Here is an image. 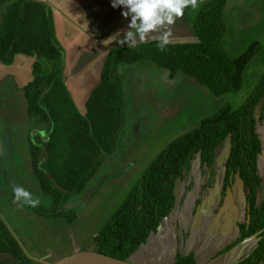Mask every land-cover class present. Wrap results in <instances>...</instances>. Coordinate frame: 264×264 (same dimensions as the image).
I'll return each mask as SVG.
<instances>
[{
  "label": "trees",
  "instance_id": "16d2710c",
  "mask_svg": "<svg viewBox=\"0 0 264 264\" xmlns=\"http://www.w3.org/2000/svg\"><path fill=\"white\" fill-rule=\"evenodd\" d=\"M227 2L208 0L200 6L198 0L196 8H200L193 18L196 42L169 43L164 51L157 47L159 39L135 47H112L83 115L64 80L66 50L57 37L52 7L44 0H0V6L6 7L0 22V63L12 65L21 54L36 58L32 79L22 89L27 114L42 123L40 133L30 136L33 176L51 198L49 205L30 206L37 215L74 223L78 213L64 205L86 189L108 156L116 152L127 115L123 76L119 72L122 64L154 63L168 70L170 78L183 71L218 97L243 87L245 72L263 47L255 40L233 55L223 46ZM196 8L189 6L184 16H191ZM263 100L264 75L241 107L224 103L217 112L200 118L196 127L170 142L93 236L92 251L130 260L171 214L177 181L192 160L200 156L203 162L213 163L217 147L229 138L226 180L229 183L236 173L240 175L249 214V220L239 228L235 245L253 235L259 239L252 256L238 264H263L264 199L260 197L258 162L264 147L255 117ZM260 117L264 120V106ZM11 192L14 195V189ZM0 264H43L28 256L1 216ZM174 264H195V259L193 255L178 254Z\"/></svg>",
  "mask_w": 264,
  "mask_h": 264
},
{
  "label": "rangeland",
  "instance_id": "374dc122",
  "mask_svg": "<svg viewBox=\"0 0 264 264\" xmlns=\"http://www.w3.org/2000/svg\"><path fill=\"white\" fill-rule=\"evenodd\" d=\"M92 2L101 3L100 11L103 17L108 21L113 20L112 24L107 25L108 28L119 23L118 12L122 11L120 8H113L111 0H93ZM260 4H264V0ZM81 8H83L82 5ZM5 11L6 7L3 4L0 6V22ZM263 13L259 6L255 9L256 15L247 16L248 21L244 22L239 18L238 25H236L237 12L229 16L230 40L222 41L227 50L233 55H238L253 40H258L263 47L248 66L243 87L238 92L215 96L208 87L197 86L195 81L198 82V80L180 71L172 83L166 79L167 70L159 65L147 68L145 64H137L134 67L142 66L147 71L135 72L132 77H126L127 85L123 78L124 87L129 91L127 92L129 103L123 128L125 131L122 130L119 136L116 152L108 156L96 175L89 181L86 189L71 197L64 205L65 209H74L78 213V218L71 224L63 219H47L37 215L27 204L15 201L13 193L9 190L10 185L12 189L22 186L26 190H31L32 195L39 198L41 203H43L42 199L46 201L43 204L51 202L50 196L44 193L33 180L30 170V136L40 133L39 128H42V123L39 119L27 114L22 88L32 79V65L36 58L24 54L18 55L11 71L14 75L3 77V85H0L2 141L0 216L28 256L35 260H42L45 264H52L74 251H91L93 236L126 198L152 161L170 142L197 126L200 118L217 112L224 103L229 102L234 108H239L246 102L264 75V15L261 16ZM83 66L85 65L82 63L70 66L73 73L68 78V82H71L74 94L75 87L79 84L76 77H82ZM86 89L88 88L85 87ZM260 109L259 106L257 116L261 115ZM262 130L260 128V131ZM262 143L264 147V138ZM261 160H264L263 156ZM263 170L261 166L264 187ZM5 177L9 179L8 182L5 181ZM260 197L264 198V189ZM53 220L56 222L54 223ZM224 238L217 241L218 246L213 250L223 246ZM162 239L164 238H157L158 241ZM252 243L256 246L257 240H253ZM157 244L153 243L146 255L145 248H142L130 261L135 264H151L161 250Z\"/></svg>",
  "mask_w": 264,
  "mask_h": 264
},
{
  "label": "crops",
  "instance_id": "0c3cea01",
  "mask_svg": "<svg viewBox=\"0 0 264 264\" xmlns=\"http://www.w3.org/2000/svg\"><path fill=\"white\" fill-rule=\"evenodd\" d=\"M44 1H46L47 4L50 5L53 9L57 37L66 50L65 67H64V73H63L65 83L79 111L83 115H85L87 112V108H86L87 100L92 90L100 82L101 72H102L107 54L112 47L121 45L119 41L124 38V34L128 30V24L130 21V17L128 19L123 17L122 12L125 9L121 7L120 9L122 12H118L120 16L119 23H115L114 26L111 25L112 27L108 28L110 23L112 24L113 20L108 21L105 17H103L100 11V8L102 7L101 3H96V2L93 3L92 2L93 0H83V1L82 0H44ZM207 1L208 0H202L200 6ZM261 1L262 0H228L227 7L225 9V14H224L225 21L227 23V33H226L224 40H230L229 33H228V24H229L230 14L237 12L238 17H237L236 25H238L239 18L241 19L242 22L248 21L247 16L256 15L255 9L257 7L261 6L262 11H264V4H260ZM82 2L84 5L82 4ZM81 5L83 8H81ZM200 6L193 10L191 16L189 17L183 16L181 18H177L175 25L165 26V28L159 29L158 31L150 34L149 37H147L144 42L159 39L166 29L171 32V35L169 37L170 43L196 42L198 38L194 32L193 18H194V15L197 14ZM81 9H83V11ZM257 13H259V11ZM263 15L264 13L261 14V16ZM139 43L141 42H138L137 44ZM17 58L18 56L16 57V60ZM15 63L16 62H14L13 65H5V64L0 63V85H3V82H4L3 77L14 75L13 72L11 73V71ZM79 63H82V65H85V66H83L84 68H82L83 73L82 71H80L82 73V77L81 78L79 76L76 77L79 83L77 84L78 87H75V92L77 93L76 95V93L74 94L73 88L71 86V82H68V78L70 77L71 73H73L72 72L73 69L71 70V67H70L71 64H79ZM141 63L145 64L147 68H152L154 65H156L150 62H138L135 64H122L119 67V72L121 73L125 81H126V77L128 76L132 77L135 72H146L147 71V69L146 68L144 69L142 66L137 67V68L134 67V66H137V64H141ZM99 64L101 66H99ZM3 68L4 69L6 68L5 69L6 73L4 72ZM167 72L168 73L166 75L167 77L166 79L173 83L174 78H170L169 76L170 72L168 70ZM180 72H183V71H180ZM178 74L179 72L177 73V75ZM181 78H185V77H181ZM185 79L188 80L187 78ZM195 82L197 86L203 85L197 81ZM125 83H126L125 85H127V81ZM84 86L87 87L88 89L85 90ZM196 91L198 92L197 89ZM127 92L129 91H127V88H125V98H126V104L128 107L129 101L127 100ZM26 112H27V102H26ZM260 128H262L263 130L260 131ZM124 131L125 129L123 130V132ZM259 133L262 135L261 137L264 138V127L263 126L259 127ZM1 142L2 141H1V135H0V148L2 146ZM229 145H230V142L227 141L218 148L219 155H218L217 164L219 167V176L221 179L225 171L226 157L228 154ZM30 160H31V157H30ZM30 170L32 172L31 176L33 180L36 182L33 176V169H32L31 161H30ZM181 184L182 182H179L178 188L181 187L180 186ZM217 188L218 186H216L215 189H210V192L208 193L204 201V204L200 206V208L197 211V214L194 216L195 218L194 222L192 221L193 216L186 214L185 212H183V210H180V208L174 210L175 212L170 217V219L168 217L162 221L161 226L159 227L156 235L151 236V239H150L151 243L141 247V249L145 248L144 253L146 255L149 251V247L150 246L152 247L153 243H156L155 240L157 241V238L158 239L164 238L161 240L162 242L160 241L162 243L161 246L157 244V247L159 245L161 250L158 253L157 257L154 259V261L152 260L151 264H173L174 263L175 251L177 250V247L173 243V241L169 242L168 240H169V237L171 239L175 235L176 229L179 231V229L176 228L174 224V222L175 223L178 222L179 218L181 220V224L183 226H187V228H190V224L193 225L192 229L194 231H196V229L198 230V227H199L200 233L202 232L201 228L204 227L206 229L205 231H207V229L210 226L212 227V219L210 221H206L203 215L207 212L205 208L207 207L210 208L212 204H215L214 197L218 196V192L220 191L221 186L218 189ZM28 191L31 192V190H28ZM178 192H177V195L179 196ZM33 197L36 198L35 196ZM42 201L43 203L46 202L44 199H42ZM46 205H49V204H46ZM210 210L211 208L209 209V211ZM227 216L229 217V214H227ZM54 220H57V219H54ZM54 220L53 222L55 223L56 221ZM201 224H203V226H201ZM226 230H231V228H229L226 221H224V225H222L221 228H218V229L216 228V230H212V233H210L209 231V235H207L208 238L206 240L211 239L212 237L220 239L223 237V233H226ZM195 234L196 233L192 234L193 240H194ZM250 248H252V246L249 247L248 243L246 244L243 243L242 245L236 247L235 249L225 253L224 262L220 261V263L221 264H236L239 260H241L244 257L245 252L249 250ZM138 252H136L135 254H137ZM135 254L133 256H135ZM203 262H205V259L202 261H199V263H203Z\"/></svg>",
  "mask_w": 264,
  "mask_h": 264
},
{
  "label": "flooded vegetation",
  "instance_id": "af4514ba",
  "mask_svg": "<svg viewBox=\"0 0 264 264\" xmlns=\"http://www.w3.org/2000/svg\"><path fill=\"white\" fill-rule=\"evenodd\" d=\"M259 106L261 108L260 112L262 115L264 100L257 106L255 112V117L257 119L258 133H259V127H262L264 125V120H262L260 117L261 115L257 116ZM259 135L260 137L262 136L260 133ZM261 139L263 138L261 137ZM227 141L230 142V139L229 140L226 139L225 141H223L220 144V146H222V144H224ZM218 155H219L218 151L216 150L215 161L211 164H208L207 162H203L200 156H196L192 160L190 168L185 172L183 177L177 181L176 190H175L176 202L174 208L172 209L171 214L168 216L169 219L175 212L174 210L180 208V210H183V212H185L186 214L193 216L192 221L194 222L195 220L194 216L197 214V211L200 208V206L204 204V201L208 193L210 192V189H215L216 186H218V188L221 186V188L220 191L218 192V196L214 197L215 204H212V206L210 207L211 210L209 211L210 208L208 207L205 208L207 212L203 215L204 219L206 221H210L212 219V227L210 226L207 229V231H205L206 229L204 227L201 228L202 231L201 233L199 227L198 230L196 229V231H194L192 229L193 228L192 224H190V228H187V226H183L181 224L180 218L178 219V222L176 223L174 222L176 228H178L179 231L176 229L175 235L171 239L169 237L168 241L169 242L173 241V243L177 247V250L175 251V258L177 257L178 254H181L183 256L193 255L195 259V264H209V263L221 264L220 261L224 262L225 253L235 249L236 247L242 245L243 243L245 244L248 243L249 247L252 246V248H250L245 252L244 257L236 263L238 264L239 262L251 257L252 254L257 249L258 241H259L257 235L248 237V239H246L245 241L235 245L238 239L237 237H239L240 234L239 232L240 226L249 220L247 193L245 190V183L238 173H236L233 177H231L229 183H227L226 165H225V171L223 177L222 179L220 178L219 167L217 164ZM262 156L264 159V151L259 156V162H258V170H259V175L261 177V192L264 189L263 176L261 173V166L264 169V160H260ZM179 182H182V184L180 185L181 187L178 188ZM177 192L179 193V196L177 195ZM227 214H229V217L227 216ZM224 221H226V223L228 224L229 228H231V230H226V233H223L222 238L226 237L224 238L225 243H223V246H221L217 250H213L214 247L218 246V244L216 243L219 240V238L212 237L211 239H208L210 240L208 241L206 240L208 238L207 235H209V231L210 233H212V230H216V228L217 229L221 228V226L224 225ZM201 226H203V224H201ZM156 233H154L153 235H156ZM193 233H196L195 236L193 235L194 240L192 238ZM150 239L147 240V243L145 245L151 243ZM255 239L257 240L256 246H254V243H252L253 240ZM155 242L158 243L160 246L162 244L158 240L157 241L155 240ZM139 250H141V248ZM204 259L205 262L199 263V261H202ZM37 261L45 264V262L42 260H37Z\"/></svg>",
  "mask_w": 264,
  "mask_h": 264
},
{
  "label": "clouds",
  "instance_id": "9594fccd",
  "mask_svg": "<svg viewBox=\"0 0 264 264\" xmlns=\"http://www.w3.org/2000/svg\"><path fill=\"white\" fill-rule=\"evenodd\" d=\"M113 8L123 7L124 18L130 21L124 38L119 41L121 45L135 47L138 42H144L150 34L173 26L177 18L184 16V10L191 6L197 7L198 0H111ZM171 32L167 29L160 36L157 47L164 51L170 43ZM15 201L22 202L33 208L40 205L41 200L34 198L32 193L24 187L14 188Z\"/></svg>",
  "mask_w": 264,
  "mask_h": 264
},
{
  "label": "water",
  "instance_id": "95a60500",
  "mask_svg": "<svg viewBox=\"0 0 264 264\" xmlns=\"http://www.w3.org/2000/svg\"><path fill=\"white\" fill-rule=\"evenodd\" d=\"M229 140V138L227 139ZM220 146V145H219ZM217 147V151L218 148ZM52 264H135L130 260H122L96 251L80 250L56 260ZM264 264V262H263Z\"/></svg>",
  "mask_w": 264,
  "mask_h": 264
}]
</instances>
